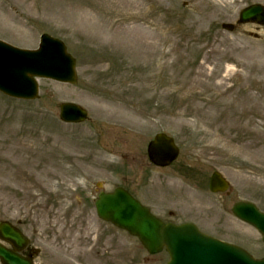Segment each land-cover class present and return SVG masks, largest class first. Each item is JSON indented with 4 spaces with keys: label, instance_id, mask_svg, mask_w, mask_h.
<instances>
[{
    "label": "rangeland",
    "instance_id": "374dc122",
    "mask_svg": "<svg viewBox=\"0 0 264 264\" xmlns=\"http://www.w3.org/2000/svg\"><path fill=\"white\" fill-rule=\"evenodd\" d=\"M258 2L0 0L1 39L37 48L51 34L77 59L79 74L77 85L40 79L32 101L0 93V220L49 230L48 221L67 213L77 224L64 236L78 252L88 243L78 224L96 218L80 204L84 185H128L162 217L263 257L261 234L232 213L241 200L264 211V27L236 24ZM63 102L82 105L89 120L61 121ZM162 131L181 154L170 168L150 170L146 146ZM216 170L230 181L229 194L209 190ZM107 236L102 249L82 253V264L169 260L121 232ZM39 261L47 264V255Z\"/></svg>",
    "mask_w": 264,
    "mask_h": 264
},
{
    "label": "water",
    "instance_id": "95a60500",
    "mask_svg": "<svg viewBox=\"0 0 264 264\" xmlns=\"http://www.w3.org/2000/svg\"><path fill=\"white\" fill-rule=\"evenodd\" d=\"M240 22L264 25V7L256 4L245 8L241 12ZM75 65L76 61L68 54L64 43L47 34L42 35L37 51H21L1 42L0 90L13 97L34 99L38 97L34 76L76 84ZM61 118L81 122L86 120L87 112L75 104L66 103L61 105ZM177 154L174 141L165 134L157 135L149 145L150 158L159 165H169ZM228 186L218 172L212 175L210 189L213 192L226 191ZM97 209L103 219L138 236L149 252L158 253L166 247L171 257L168 264H264V259H255L239 247L202 234L194 224H165L123 188H117L113 193H102L97 201ZM233 212L256 226L264 235V213L255 205L239 202L235 204ZM4 226H7L5 236L21 239L15 229ZM0 257L7 264H31L1 246Z\"/></svg>",
    "mask_w": 264,
    "mask_h": 264
},
{
    "label": "flooded vegetation",
    "instance_id": "af4514ba",
    "mask_svg": "<svg viewBox=\"0 0 264 264\" xmlns=\"http://www.w3.org/2000/svg\"><path fill=\"white\" fill-rule=\"evenodd\" d=\"M83 190L86 192V198H84L83 202L80 203L81 206L85 205V210L91 208V202L96 199L97 191L91 189L90 187L84 186ZM62 216H54L51 221H48L47 228L52 230L51 232L47 233L49 230H44L40 228V223L34 222L31 225L27 226L23 221L19 219L18 222H11L14 226H16L26 237L23 243L17 244L14 247L9 241L0 240V243L12 249L15 253L25 257L28 260H31L35 264H45L43 261L40 260V256L42 254L47 255V264H82V259L85 256H81L82 253L90 254L96 251L98 248L102 249L103 244H105V239L109 238L108 233H119L118 229L114 226L103 223L100 219L94 217L93 225H89L90 221L81 222L78 224L79 229L85 230L87 240V245L85 248L81 249L80 251L76 252L77 249L73 248L72 241L73 239L70 238L68 240L66 236H64L65 231H69L71 228H74L77 224V221L71 218V215L67 216V213L59 214ZM3 221V220H2ZM6 221V219L4 220ZM79 221V219H78ZM40 229V230H39ZM107 232V234H106ZM63 233V234H62ZM52 234V235H51ZM129 236V235H128ZM48 238L54 239L55 245H48L50 247L47 249L44 245L48 243ZM59 238H63L59 240ZM130 238V237H129ZM135 240L133 237H131ZM62 241V242H61ZM135 242V241H134ZM44 244V245H43ZM74 244V243H73ZM75 245V244H74ZM79 244L76 243L75 247L79 248ZM64 246V248H62ZM67 251L65 253V257L53 259L50 254H58L61 251ZM85 250V251H84ZM76 253V255H72ZM98 253H100L98 251ZM88 257V256H87ZM116 258V257H115ZM71 260L74 262L72 263ZM89 260H95V257L90 256ZM40 262V263H39ZM0 264H4L2 260H0Z\"/></svg>",
    "mask_w": 264,
    "mask_h": 264
}]
</instances>
